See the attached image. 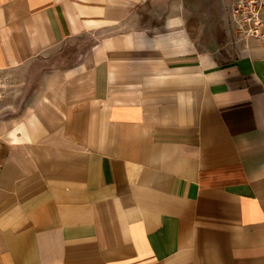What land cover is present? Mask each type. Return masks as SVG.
Returning a JSON list of instances; mask_svg holds the SVG:
<instances>
[{"label": "crops", "instance_id": "1", "mask_svg": "<svg viewBox=\"0 0 264 264\" xmlns=\"http://www.w3.org/2000/svg\"><path fill=\"white\" fill-rule=\"evenodd\" d=\"M178 6L0 0V73L40 70L0 119V264H264V39L202 48Z\"/></svg>", "mask_w": 264, "mask_h": 264}, {"label": "rangeland", "instance_id": "2", "mask_svg": "<svg viewBox=\"0 0 264 264\" xmlns=\"http://www.w3.org/2000/svg\"><path fill=\"white\" fill-rule=\"evenodd\" d=\"M178 1L177 12L184 15L185 25L200 47L232 50L234 31L241 36L235 21L232 22L233 11L238 0ZM88 42L87 39H81L64 43L61 50L55 53L47 63L56 64L65 57H71ZM34 62L41 66L40 57L35 58ZM39 74V67L33 70V66L32 69L0 73V119L22 112L35 98L38 88L36 79L40 76Z\"/></svg>", "mask_w": 264, "mask_h": 264}, {"label": "built area", "instance_id": "3", "mask_svg": "<svg viewBox=\"0 0 264 264\" xmlns=\"http://www.w3.org/2000/svg\"><path fill=\"white\" fill-rule=\"evenodd\" d=\"M233 19L241 36L264 39V0H238Z\"/></svg>", "mask_w": 264, "mask_h": 264}]
</instances>
